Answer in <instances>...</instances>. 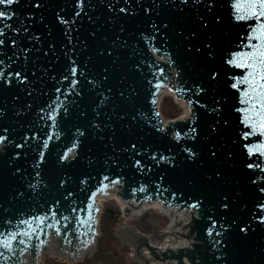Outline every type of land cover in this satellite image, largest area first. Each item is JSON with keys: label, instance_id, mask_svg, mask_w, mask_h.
I'll list each match as a JSON object with an SVG mask.
<instances>
[{"label": "water", "instance_id": "95a60500", "mask_svg": "<svg viewBox=\"0 0 264 264\" xmlns=\"http://www.w3.org/2000/svg\"><path fill=\"white\" fill-rule=\"evenodd\" d=\"M246 3H0L4 13L0 17V136L6 134L2 140L11 143V147L0 146V153L7 151L0 154V264H42L34 262L42 253L43 259L45 253H55V258L75 261L79 253L91 255L95 217L76 227L73 223L60 226V222L68 208L82 202L84 193L114 175H120L122 185H114L111 191L122 201L123 215L155 202L139 201L141 188H134L141 181H160L170 193L202 205V231L206 233L212 224L223 228L219 237L227 255L221 262L264 264V110L245 102L255 93L253 69L244 66L254 62L249 57L264 44L260 33L264 16L237 12V5ZM151 43L172 53L184 71L183 83L189 86L185 93L198 111L191 122L192 111L181 100L184 115L166 120L180 133L188 131L180 140L163 131L157 116L154 99L161 66L150 51ZM176 74L177 70L171 74L172 81L182 77ZM62 101L67 105L57 124L63 121L59 125L69 127L65 129L82 130L74 129L81 132V148L70 164L52 155L58 141L49 143L57 128L52 124L55 107ZM157 155H171L173 163L154 160ZM72 180L69 190L59 186ZM56 188L59 198L50 193ZM46 192L60 207L48 215L59 233L50 231L39 248L30 241L28 250V235L9 231L35 205L50 203L42 198ZM157 207L172 218L169 231L164 232L166 240L149 246L148 237L134 227L112 228V236H117L112 247H122L124 239L130 253L134 247L140 264L210 263L204 258L213 256V249L209 239H200L195 223L200 210L169 208L158 202ZM48 211L41 210L36 217ZM158 231L164 230L156 229L160 235ZM192 252L196 256L190 259L187 255ZM129 261L138 260L129 254Z\"/></svg>", "mask_w": 264, "mask_h": 264}, {"label": "rangeland", "instance_id": "374dc122", "mask_svg": "<svg viewBox=\"0 0 264 264\" xmlns=\"http://www.w3.org/2000/svg\"><path fill=\"white\" fill-rule=\"evenodd\" d=\"M162 112L167 117H174L181 112V107L171 96H165L162 101ZM110 201V200H109ZM106 201L103 216L100 223V233L97 235L95 249L91 255L72 260L67 257L55 258V254L46 253L42 264H138L139 261H129L130 244L122 239V247H112L117 244V236H112V228H120L125 225L121 215V208L116 211L112 203ZM129 224L143 232H156L155 229L165 230L170 224V218L157 210L151 209L144 215L129 220ZM157 240H160L157 238Z\"/></svg>", "mask_w": 264, "mask_h": 264}, {"label": "snow or ice", "instance_id": "6c2138e0", "mask_svg": "<svg viewBox=\"0 0 264 264\" xmlns=\"http://www.w3.org/2000/svg\"><path fill=\"white\" fill-rule=\"evenodd\" d=\"M3 2L4 0H0V3ZM9 2H13V0H9ZM236 10L237 12L243 10L251 16H264V0H247V3L243 6L237 5ZM3 15L4 13L0 12V17ZM239 18L243 19L245 17L241 15ZM260 33L261 38L264 39V25H261ZM249 60H254V62L246 63L244 66L253 69V73L250 75L252 77L251 83L255 95L252 96L251 100L245 102L256 103L261 110H264V44L258 47V50L253 53L252 57H249ZM257 114L260 115V113ZM261 127L264 128V117L261 119ZM0 142H2V138H0ZM3 246L8 247L7 244Z\"/></svg>", "mask_w": 264, "mask_h": 264}, {"label": "bare ground", "instance_id": "6f19581e", "mask_svg": "<svg viewBox=\"0 0 264 264\" xmlns=\"http://www.w3.org/2000/svg\"><path fill=\"white\" fill-rule=\"evenodd\" d=\"M166 93V92H165ZM163 96H164V94H162V95H160V99H159V101H158V105H159V107H161V104H162V100H164L163 99ZM179 102H180V107H181V112L180 113H178L176 116H174V117H177V116H180V115H184V110H183V107H182V104H181V100H179ZM174 117H172V118H174ZM171 119V118H170ZM166 121V120H165ZM105 199H109L108 201H109V203H112L113 204V206H114V208L116 209V211H118L119 210V208H122V201L120 200V198L118 197V195H117V193L115 192V190H113V194L112 195H110V196H106V197H103L102 199H99V201H101V203H102V201L103 200H105ZM105 203V202H104ZM101 206H102V204H101ZM151 209H154V210H157V211H159L160 213H163V214H165V216H167L168 214H167V212H166V210H164V209H161V208H158L157 207V202H154V203H152V204H149V205H147V206H145V207H142V208H140V209H137V210H135V211H133V212H130V213H128V214H125V215H122V217H123V223L125 224V225H123V226H120V228H125V227H131L129 224H128V222H129V220H130V218L133 216V215H138V214H141V213H144L145 211H147V210H151ZM101 213H102V211H99V213H98V216L99 215H101ZM140 232H142L141 230H139ZM167 231H169V227H168V229H167ZM99 233H100V231H99ZM143 233V232H142ZM144 235H146L147 237H148V245L149 246H155V247H157L158 246V244H159V241L157 240V238H159V239H161V240H166V233H163V234H160V235H157V233L156 232H151L150 234H145V233H143ZM96 239H97V237H96V235H95V237H93V242H92V250H91V252L92 251H94V249H95V243H96ZM53 254H55V253H53ZM87 254H83V253H79V255H78V258L77 259H81V258H84L85 256H86ZM45 256H46V253H45ZM34 262H44V259H43V253L34 261ZM140 262V261H139ZM138 264H140V263H138Z\"/></svg>", "mask_w": 264, "mask_h": 264}, {"label": "flooded vegetation", "instance_id": "af4514ba", "mask_svg": "<svg viewBox=\"0 0 264 264\" xmlns=\"http://www.w3.org/2000/svg\"><path fill=\"white\" fill-rule=\"evenodd\" d=\"M50 197H51V195L50 194H48V196H46V197H43V198H45V199H47V200H49L50 201V203L49 204H47V205H45V204H43V203H40V206H39V208H37V210L34 212V214H33V218L36 220V222L39 224V225H43V224H46V223H48L49 222V217H48V215H54V209L57 211V210H59V206H56V205H54V201H53V199L52 200H50ZM58 197V196H57ZM67 197V196H66ZM56 198V197H55ZM59 198V197H58ZM68 198H70V199H73V197H69L68 196ZM65 200L66 201H68L66 198H65ZM79 204V209L80 210H88V208H89V203L88 202H86V200H82V202H79L78 203ZM41 210H49L42 218H38V217H36V215H38L37 213L39 212V211H41Z\"/></svg>", "mask_w": 264, "mask_h": 264}]
</instances>
